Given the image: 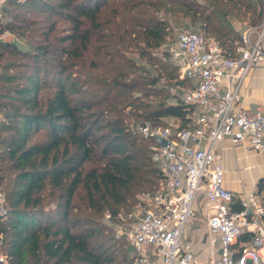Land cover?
<instances>
[{"label": "trees", "instance_id": "1", "mask_svg": "<svg viewBox=\"0 0 264 264\" xmlns=\"http://www.w3.org/2000/svg\"><path fill=\"white\" fill-rule=\"evenodd\" d=\"M185 19L233 54L235 21L259 25L264 0L0 2V34L25 43L0 39V251L9 264H135L102 219L118 221L160 187L136 126L188 125L193 107L169 91L188 81L158 50Z\"/></svg>", "mask_w": 264, "mask_h": 264}, {"label": "built area", "instance_id": "2", "mask_svg": "<svg viewBox=\"0 0 264 264\" xmlns=\"http://www.w3.org/2000/svg\"><path fill=\"white\" fill-rule=\"evenodd\" d=\"M264 23L241 34L233 54H224L212 37L196 30H179L169 49L179 67L178 77L189 88H172L177 98L193 107L188 125L177 120L136 126L151 143V161L162 175L160 187L142 193L150 204L124 229L110 213L103 221L131 246L135 264H264V189H253L235 199L224 185L225 169L217 145L228 138L264 153V109L249 111L239 105L240 87L255 66L264 63ZM225 89H222V85ZM204 211L210 257L197 258L188 237L196 216L199 193ZM0 193V215L5 214ZM238 204V209L233 205ZM118 215V221L121 219ZM124 229V230H123ZM246 237V240H241ZM0 264H6L0 253Z\"/></svg>", "mask_w": 264, "mask_h": 264}, {"label": "crops", "instance_id": "3", "mask_svg": "<svg viewBox=\"0 0 264 264\" xmlns=\"http://www.w3.org/2000/svg\"><path fill=\"white\" fill-rule=\"evenodd\" d=\"M262 23H264V19L259 25L253 27L260 31ZM235 28L239 29L236 25ZM262 42H264V38H262ZM221 88L225 89V85L223 84ZM239 105L249 111L264 109V63L252 68L243 80L240 87ZM165 120H175V118L167 117ZM217 150L222 155V165L225 169L224 185L233 193L235 199L250 190L264 189V153H255L247 143H232L228 138L218 143ZM196 208V216L188 229V237L193 242V250L197 258L208 260L210 249L205 227L206 197L203 191L198 195ZM233 208L238 209V204H234ZM199 216L204 218L202 228L199 224ZM201 240L202 248H196L197 243ZM262 248L260 252H262Z\"/></svg>", "mask_w": 264, "mask_h": 264}, {"label": "rangeland", "instance_id": "4", "mask_svg": "<svg viewBox=\"0 0 264 264\" xmlns=\"http://www.w3.org/2000/svg\"><path fill=\"white\" fill-rule=\"evenodd\" d=\"M1 1L2 0H0V2ZM172 24L174 26H177V28H174L173 30H170L169 36L166 37L165 42L158 49L159 51L160 50L161 51L162 50H169V48L174 44L175 39L177 37V33H178L179 30H196V31L201 32L197 28V26L191 25V23L187 19L183 20L182 22H179L177 25H175L174 23H172ZM235 25L239 28V30L241 32H244L245 30L250 28V27L247 26V22L240 23L238 21H235ZM0 39H2L4 41L15 42V43H17L20 46H23V44L25 45V43L23 42V39L15 38V36L13 34L7 33V32H5L3 34H0ZM150 51H154V50H150ZM142 65H144L145 68L150 69L149 73L153 72V70H151V67L148 64H145L144 61H142ZM189 86H190V82H187L186 85L183 88L186 89V88H189ZM169 91L172 92L174 90L172 88H170ZM1 119H2V114L0 113V121H1ZM2 147L3 146L0 145V149H2ZM139 195L140 194H138L137 201L133 205H131V206H129V207H127V208H125V209H123L121 211L120 214H121L122 218L119 219V221H117V219H115L116 220L115 222H117L118 224L124 225V229H127L128 226H130V224H132L134 218L136 216H138L142 212V210L145 208V206H149L150 205L148 203L144 204V202L141 203L142 200L140 199ZM199 218H200L199 224L201 225V228H202L203 222H204V218H203V216H199ZM114 233H115V231H114ZM197 247L199 249L202 248V240L197 243L196 248ZM262 252H264V248H262ZM0 253L3 254L1 251H0ZM6 264H9V263L6 261ZM248 264H249V262H248Z\"/></svg>", "mask_w": 264, "mask_h": 264}]
</instances>
